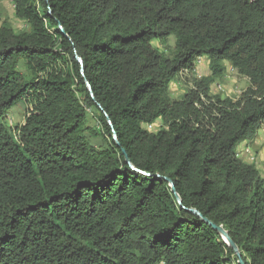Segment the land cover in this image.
I'll return each instance as SVG.
<instances>
[{
  "label": "trees",
  "instance_id": "obj_1",
  "mask_svg": "<svg viewBox=\"0 0 264 264\" xmlns=\"http://www.w3.org/2000/svg\"><path fill=\"white\" fill-rule=\"evenodd\" d=\"M12 3L28 31L0 27V264H238L213 226L264 264V180L237 157L264 124V0ZM227 64L237 100L210 96Z\"/></svg>",
  "mask_w": 264,
  "mask_h": 264
},
{
  "label": "rangeland",
  "instance_id": "obj_2",
  "mask_svg": "<svg viewBox=\"0 0 264 264\" xmlns=\"http://www.w3.org/2000/svg\"><path fill=\"white\" fill-rule=\"evenodd\" d=\"M9 25L15 33H20L24 31H28V26L24 21L18 20L15 17V11L13 7L12 0H0V27L4 24ZM154 48L158 51L169 54L174 48V38H170L167 41V44L164 46L159 45L157 42L153 44ZM205 65H208V62H204ZM227 70L226 73L217 77L213 84L211 85V97H221V98H231L238 99L245 89L249 86V82L247 79L239 76L235 70H233L228 64L226 65ZM23 71V68H20ZM198 70V69H197ZM208 70L204 72V75L207 76ZM200 78H197L194 73V68L192 71H188L187 73H181L174 81L171 83L169 90L166 94V97L170 101L180 100L185 94L189 91L194 90L197 81ZM28 105L25 103L16 104L11 110H9L5 119L9 126H19L24 123V119L27 114ZM150 131L155 132L158 131L159 128L166 129V126L162 124V122H157L156 124L147 127ZM260 133V132H258ZM259 135V134H257ZM248 143V142H245ZM244 148L250 147V150L255 156V161L253 165L256 167L259 166L261 162V158H264V142L262 143H253L246 144L243 146ZM241 146L237 148V154L240 152ZM238 158L242 159L248 164H251L249 160L245 156H240L238 154ZM264 164V160H263Z\"/></svg>",
  "mask_w": 264,
  "mask_h": 264
},
{
  "label": "water",
  "instance_id": "obj_3",
  "mask_svg": "<svg viewBox=\"0 0 264 264\" xmlns=\"http://www.w3.org/2000/svg\"><path fill=\"white\" fill-rule=\"evenodd\" d=\"M78 61H79V63L81 64V60L78 59ZM82 73H83V72H82ZM87 88H88V90L91 92V88H90L89 84H87ZM126 162H127L128 165H130V167H131L132 169H134L133 166L131 165V163H130V161H129V159H128L127 156H126ZM134 170L137 171L136 169H134ZM166 181L169 183V186L171 187V192L175 195V197H176V199H177V202H178L179 204H181V200H180L178 194L176 193V190H175V188L173 187L172 182L169 181V180H166ZM191 212L194 213V214H196L197 216L201 217V216L199 215V213L196 212L195 210H192ZM202 222H203V223H209V222H208L207 220H205V219H202ZM209 224H211V223H209ZM213 228L219 233V235L221 236L222 240L228 245V247H230V248L234 251L235 255L238 257V264H243L242 260L240 259V252H239L237 246H236V245L230 240V238H229V236H228V233H227L222 227H215V226H213Z\"/></svg>",
  "mask_w": 264,
  "mask_h": 264
},
{
  "label": "built area",
  "instance_id": "obj_4",
  "mask_svg": "<svg viewBox=\"0 0 264 264\" xmlns=\"http://www.w3.org/2000/svg\"><path fill=\"white\" fill-rule=\"evenodd\" d=\"M202 63H203V60L200 58V59H197V61L194 64V73H195L197 78H201V76H202L201 74L198 73V70H197ZM187 72L188 71L186 70V71L181 72V73H187ZM258 132H261L264 135V124L261 126V128L259 129ZM238 154L240 156H245L251 164L256 162L255 156L252 153V151L250 150V147H246V148L243 147ZM238 154H237V156H238Z\"/></svg>",
  "mask_w": 264,
  "mask_h": 264
},
{
  "label": "crops",
  "instance_id": "obj_5",
  "mask_svg": "<svg viewBox=\"0 0 264 264\" xmlns=\"http://www.w3.org/2000/svg\"><path fill=\"white\" fill-rule=\"evenodd\" d=\"M204 62H207V61L203 60V63L198 68V73L201 74L202 76H205L204 75V72L206 70H208V65L206 66ZM258 134L259 135H257L256 139L253 142L254 144L255 143H262V142H264V135H263V133L260 132ZM246 144H249V143H243V144H241L240 145L241 148L239 150H241L243 148V146L246 145ZM263 160H264V158L262 157L261 158V162L259 163V166L256 167V168H257V171H258L260 177L264 180V164H263Z\"/></svg>",
  "mask_w": 264,
  "mask_h": 264
}]
</instances>
